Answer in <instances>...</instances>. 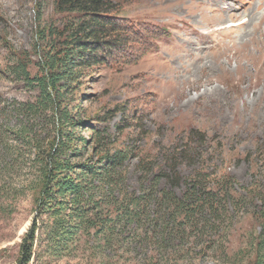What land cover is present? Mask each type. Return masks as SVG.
Here are the masks:
<instances>
[{
	"label": "rangeland",
	"instance_id": "374dc122",
	"mask_svg": "<svg viewBox=\"0 0 264 264\" xmlns=\"http://www.w3.org/2000/svg\"><path fill=\"white\" fill-rule=\"evenodd\" d=\"M218 1L193 8L191 0H114L118 28L112 36L120 35L123 49L104 63L76 67L60 82L65 88L56 119L51 111L20 112L41 96L37 82L27 81L20 69L43 76L47 53L83 17L57 12L56 0H0V264H18L34 221L29 264H255L264 255V45L257 50L240 38L249 13L264 7L257 9L262 0ZM217 4L227 16L237 15L234 26L230 18L219 24ZM251 51L254 59L247 56ZM194 55L201 61L194 62ZM24 127L44 147L53 138L67 142L59 156L73 165H102L100 157L127 151L109 174L113 193L171 188L167 171L183 179L173 186L177 193L193 178L214 185L226 198L221 231L167 260L130 240L113 249L96 229L78 233L65 247L53 242L56 221L42 193L45 164ZM167 157H173L169 164ZM91 181L90 193H102V177ZM60 213L65 218L70 205Z\"/></svg>",
	"mask_w": 264,
	"mask_h": 264
},
{
	"label": "trees",
	"instance_id": "16d2710c",
	"mask_svg": "<svg viewBox=\"0 0 264 264\" xmlns=\"http://www.w3.org/2000/svg\"><path fill=\"white\" fill-rule=\"evenodd\" d=\"M55 5L59 13H79L83 19L76 26L67 27L59 46L54 45L51 52L47 53L43 65L46 72L43 76L32 78L27 69H20L27 81L37 82L41 96L34 103L22 104L19 110L28 115L37 114L41 110L51 111L53 117L58 119L61 95L65 88L60 82L69 78L78 66L104 63L114 50L123 49L125 41H118L120 35L112 36L118 28L112 18L116 8L114 0H56ZM61 116L65 118V115ZM33 132L24 127L22 134H28V144L35 151L36 158L45 164L42 172L46 186L42 193L43 197L50 199L47 207L56 221L50 231L53 242H60L65 247L78 233L83 237L96 229V233L105 236L106 245L113 249L130 240L128 244L138 243L143 248L150 247L155 251L153 255L167 260L172 256H183L189 244L199 245V241L206 242L209 237H216L221 231L224 213L220 206L226 198L214 185L203 184L198 178H193L185 180L182 193H177L173 186H181L183 179L179 173L173 175L167 171L165 176L171 188L159 187L158 193H113L114 183L109 174L120 161L126 159L127 151L100 157L102 165H73L61 160L59 156L68 146L67 142H58V139L53 138L44 147L41 139ZM172 158L167 157L166 162L171 163ZM64 172L66 174L62 175ZM69 172L75 174V177ZM99 176L104 181L100 187L102 193H90L91 180ZM57 195L65 200L58 203L55 199ZM69 205L70 213L63 218L60 212ZM67 219L70 220L68 223ZM36 226L34 221L21 243L18 264H29L32 259ZM131 227L134 231L125 236ZM138 230H143V233H138ZM262 238L264 240V233ZM216 246L214 243L207 247L214 249ZM255 264H264V255Z\"/></svg>",
	"mask_w": 264,
	"mask_h": 264
},
{
	"label": "bare ground",
	"instance_id": "6f19581e",
	"mask_svg": "<svg viewBox=\"0 0 264 264\" xmlns=\"http://www.w3.org/2000/svg\"><path fill=\"white\" fill-rule=\"evenodd\" d=\"M192 1V3H193V8L194 7H203V5H204V3H206L205 2V0H200L201 2H196V1H194V0H191ZM194 1V2H193ZM233 1V0H232ZM218 2H221V3H224L225 2V0H219ZM260 3H261V5H258L257 6V9H259L260 7L262 8V7H264V0H262V1H260ZM225 4V3H224ZM219 7H220V9H222V10H220L219 9V11H220V13L222 14V15H220V17H219V24L221 25V26H223V25H225L226 23H229V18L231 19L230 21H232V23H230V24H228V25H230V26H234L235 24H233V23H235V22H233V20H234V18H236L237 17V15H235V14H232V15H230V16H227V13H225L226 12V10L225 9H223L219 4H217ZM217 6V7H218ZM205 8V7H204ZM218 9V8H217ZM234 8L233 7H229L228 9H227V11H232ZM245 10H247V9H245ZM249 13V12H248ZM231 14V13H230ZM243 14V13H242ZM248 17H249V19H248V21L246 22V21H244L243 23H246V24H244L243 26H247V28L246 29H244L243 30V33H241V34H243L240 38L242 39V44L243 45H245V43H247V41L245 40V39H247L248 38V40L249 41H251V43L252 44H254L255 46H254V48H256L257 50H259L260 48H262V46L264 45V11H257V13L256 12H254V10H252L250 13H249V15H248ZM221 28H223V27H221ZM249 29V30H248ZM250 29H251V31H253V32H251L250 31ZM253 33V34H252ZM254 33H255V35H254ZM258 35V36H257ZM236 38V37H235ZM246 41V42H245ZM193 43H195V42H191V44L193 45ZM239 44H241L240 42H239ZM249 44V43H248ZM234 45V44H233ZM242 45V47L244 48V46ZM238 46V45H237ZM253 48V49H254ZM259 48V49H258ZM228 49V48H227ZM244 51V50H243ZM245 52V51H244ZM248 51H246L245 53H247ZM194 53V47L192 48V50H191V54H193ZM236 53V52H235ZM263 54H264V52H263ZM241 56H244V54L242 53V54H240ZM245 55H247V54H245ZM248 58H255V57H257V55H256V52H252L251 51V53H249L248 55ZM246 58V57H245ZM253 58V59H254ZM220 59V58H219ZM192 60L194 61V62H199V61H201V56H199V55H194L193 57H192ZM238 60V59H237ZM248 60V59H247ZM246 60V61H247ZM192 61V62H193ZM240 61V60H239ZM240 62H242V61H240ZM250 63V62H249ZM197 65H199V64H197ZM201 66H203V65H201ZM262 70V69H261ZM263 94H264V88H263Z\"/></svg>",
	"mask_w": 264,
	"mask_h": 264
}]
</instances>
